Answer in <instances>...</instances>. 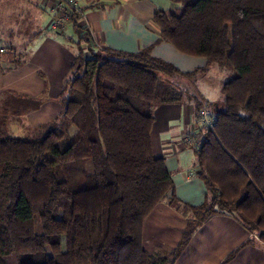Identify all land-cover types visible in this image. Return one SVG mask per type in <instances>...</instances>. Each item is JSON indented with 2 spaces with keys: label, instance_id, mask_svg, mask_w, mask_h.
Here are the masks:
<instances>
[{
  "label": "trees",
  "instance_id": "16d2710c",
  "mask_svg": "<svg viewBox=\"0 0 264 264\" xmlns=\"http://www.w3.org/2000/svg\"><path fill=\"white\" fill-rule=\"evenodd\" d=\"M171 1L173 8L152 16L158 42L203 58V67L181 72L150 48L81 51L54 119L23 137L0 120V264L9 255L16 264H174L195 229L217 213L264 241V0ZM85 38L92 40L87 30ZM216 63L235 75L221 86L211 126L188 136L209 191L188 205L153 151V107L187 95L171 76L191 77ZM40 102L11 95L3 112L21 114ZM203 105L210 103L198 101V111ZM166 199L192 217L173 249L149 251L144 222Z\"/></svg>",
  "mask_w": 264,
  "mask_h": 264
},
{
  "label": "crops",
  "instance_id": "0c3cea01",
  "mask_svg": "<svg viewBox=\"0 0 264 264\" xmlns=\"http://www.w3.org/2000/svg\"><path fill=\"white\" fill-rule=\"evenodd\" d=\"M2 1L0 13L5 11ZM160 1L163 0H78L81 18L55 30L51 28L55 16L51 11L53 0H36V7L30 5L35 7L37 16L19 27L25 35L17 37L14 26L0 24V112L9 96L21 94L41 100L37 107L17 114H26L33 130L54 119L61 111L59 100L64 83L81 51L86 55L101 49L135 54L150 48L151 56L172 63L181 72L203 67V58L182 54L172 45L158 42L159 28L152 16L156 9H163L158 7ZM85 30L91 32L93 46L85 38ZM4 54L7 55L2 57ZM212 68L210 64L195 75H206ZM169 79L182 86L187 95L180 103L156 107L152 147L155 155L165 159L178 200L198 205L209 196V191L199 177L195 151L186 139L191 133L202 135L204 131L198 101L211 102L191 77L175 74ZM188 157L191 160L186 161ZM180 208L166 199L147 216L143 235L149 251L155 247H175L187 219L192 217L190 211ZM174 264H264V241L233 216L217 213L195 229Z\"/></svg>",
  "mask_w": 264,
  "mask_h": 264
},
{
  "label": "rangeland",
  "instance_id": "374dc122",
  "mask_svg": "<svg viewBox=\"0 0 264 264\" xmlns=\"http://www.w3.org/2000/svg\"><path fill=\"white\" fill-rule=\"evenodd\" d=\"M39 2L36 0H3L1 3V7L5 10L4 13H0V24L2 26L11 25L16 28L15 35L17 37L25 35L24 32L20 31L19 27L26 21L27 19L34 20L37 16V13L33 8L36 7ZM35 7H31V5ZM158 7L163 9H170L175 6V4L171 0H163L158 3ZM42 5H40L41 7ZM7 54L1 55L2 57ZM72 72L69 73L68 76H71ZM164 78L166 75L161 74ZM235 75V72L232 68L220 65L218 63L213 64V68L209 71L208 74L202 75L197 74L191 76V80L197 84L199 90L204 93V97L210 101V105L207 107L211 111L216 108L223 101V94L221 92V86L223 82L230 79ZM186 99V95L183 98ZM218 104V105H217ZM160 104H156L153 107V115H156V107ZM5 117V118H4ZM4 118L5 126L7 131L10 134L16 136H29L33 130V126L26 119V114L22 115H14L11 111L8 112H0V120ZM191 160V158H187L186 161ZM182 209L188 211L186 207L181 206ZM7 264H16L14 256L9 255L6 257Z\"/></svg>",
  "mask_w": 264,
  "mask_h": 264
},
{
  "label": "built area",
  "instance_id": "2783aa9c",
  "mask_svg": "<svg viewBox=\"0 0 264 264\" xmlns=\"http://www.w3.org/2000/svg\"><path fill=\"white\" fill-rule=\"evenodd\" d=\"M51 11L55 13L51 23V28L55 30L63 28L66 22L81 18L82 16V9L78 5V0H53ZM87 31L88 37L91 38V32ZM198 116L204 127L208 128L211 126L212 116L207 106L203 105L199 109ZM194 140V137L190 136L187 137L186 142L192 143Z\"/></svg>",
  "mask_w": 264,
  "mask_h": 264
}]
</instances>
